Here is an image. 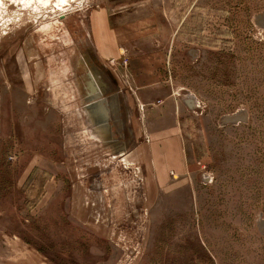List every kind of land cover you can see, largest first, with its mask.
<instances>
[{
  "label": "rangeland",
  "instance_id": "1",
  "mask_svg": "<svg viewBox=\"0 0 264 264\" xmlns=\"http://www.w3.org/2000/svg\"><path fill=\"white\" fill-rule=\"evenodd\" d=\"M0 264H264V0H0Z\"/></svg>",
  "mask_w": 264,
  "mask_h": 264
},
{
  "label": "crops",
  "instance_id": "2",
  "mask_svg": "<svg viewBox=\"0 0 264 264\" xmlns=\"http://www.w3.org/2000/svg\"><path fill=\"white\" fill-rule=\"evenodd\" d=\"M92 26L94 28L93 35L95 37H94V40H92V45L90 43L89 48L92 49L94 55L90 53L91 51L85 52L82 55L88 62L89 67L93 66L90 62V61H93L92 63L97 66V68L95 69H99L98 70L99 73L104 72V69L107 66L109 67V64L107 65L105 63L107 59L121 55L120 48L123 47L124 42L133 41L130 38L131 36L133 37V39L135 38V40L133 41V43L130 44L131 46L127 45L128 47L137 46V44H140L142 42L140 38L139 40H136V38H138L139 36L142 37L141 31H139L141 23H139L137 27L135 25H130L132 30H135V28L136 30L134 32L135 34L133 33L129 37L125 34V30L123 26H120V25L119 26L117 25L116 27L111 26L109 19L107 21L106 19L105 21H101V19L95 18V22L93 23ZM137 31L139 32L140 35H138ZM130 49H131L130 68L132 71H134L135 74H138L139 76L148 75V74L152 75L157 72V68L155 65L156 63H153L152 61V60L156 61L158 59L157 53H153V54L151 53L152 55L149 56V53L144 52L140 48L133 49V50L132 48ZM137 50L139 51V53H136ZM100 64H103L104 67H102ZM91 71L93 75L95 76L94 77L95 80L94 78H92L93 81H91L90 71H86L85 76L87 78H85L84 84L86 85V88L89 94L91 95L89 97V99H91L92 101V103L90 104L92 110L89 109L90 117L97 126V130L93 132L100 134L102 137H104L107 140L108 143H112L113 140L111 138H114V133L109 131L108 129V117L110 116L109 114L110 112L106 104H104V102H106V99L101 97L103 92L107 90L106 89L107 85L102 80V78L100 77L101 75L99 73L98 74L100 76H98V74L96 73V70L94 71V69H91ZM145 81H146L145 83H140L138 88L145 89V91H148L151 88H155V87H148L147 79ZM94 84L98 85L100 89L99 90L96 89V86H94Z\"/></svg>",
  "mask_w": 264,
  "mask_h": 264
},
{
  "label": "bare ground",
  "instance_id": "3",
  "mask_svg": "<svg viewBox=\"0 0 264 264\" xmlns=\"http://www.w3.org/2000/svg\"><path fill=\"white\" fill-rule=\"evenodd\" d=\"M38 1V0H37ZM43 4H48L49 2H50V0H40ZM64 0H59V3L60 2H63ZM27 2V1H26ZM62 16V15H61ZM95 77V76H94ZM93 77V78H94ZM94 80H95V78H94ZM96 82V81H95ZM98 83V82H97Z\"/></svg>",
  "mask_w": 264,
  "mask_h": 264
},
{
  "label": "water",
  "instance_id": "4",
  "mask_svg": "<svg viewBox=\"0 0 264 264\" xmlns=\"http://www.w3.org/2000/svg\"><path fill=\"white\" fill-rule=\"evenodd\" d=\"M99 95V94H98Z\"/></svg>",
  "mask_w": 264,
  "mask_h": 264
}]
</instances>
